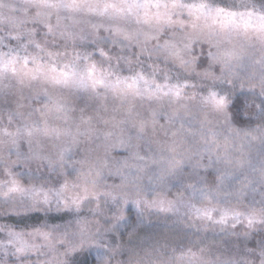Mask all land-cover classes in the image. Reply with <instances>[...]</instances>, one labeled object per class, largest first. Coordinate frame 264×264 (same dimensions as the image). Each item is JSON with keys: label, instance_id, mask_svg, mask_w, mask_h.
Listing matches in <instances>:
<instances>
[{"label": "clouds", "instance_id": "obj_1", "mask_svg": "<svg viewBox=\"0 0 264 264\" xmlns=\"http://www.w3.org/2000/svg\"><path fill=\"white\" fill-rule=\"evenodd\" d=\"M0 264H264V0H0Z\"/></svg>", "mask_w": 264, "mask_h": 264}]
</instances>
